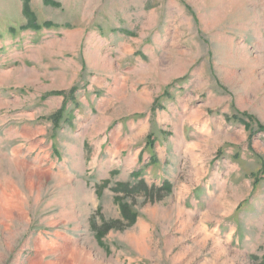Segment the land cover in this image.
I'll list each match as a JSON object with an SVG mask.
<instances>
[{"label":"rangeland","instance_id":"1","mask_svg":"<svg viewBox=\"0 0 264 264\" xmlns=\"http://www.w3.org/2000/svg\"><path fill=\"white\" fill-rule=\"evenodd\" d=\"M0 264H264V0H0Z\"/></svg>","mask_w":264,"mask_h":264},{"label":"trees","instance_id":"2","mask_svg":"<svg viewBox=\"0 0 264 264\" xmlns=\"http://www.w3.org/2000/svg\"><path fill=\"white\" fill-rule=\"evenodd\" d=\"M28 1V0H26ZM26 9H28V5L26 6ZM46 27H56V24L48 23L45 24ZM125 189V188H124ZM166 189H170V186H166ZM125 191V190H124ZM119 204L121 206V220H117L111 223H105L103 227H100L97 232V236L99 239H102L103 236L112 228H126L134 225L137 222L138 215L137 212L132 210L128 204L119 201ZM122 222H125V226H121ZM98 227V226H94Z\"/></svg>","mask_w":264,"mask_h":264},{"label":"bare ground","instance_id":"3","mask_svg":"<svg viewBox=\"0 0 264 264\" xmlns=\"http://www.w3.org/2000/svg\"><path fill=\"white\" fill-rule=\"evenodd\" d=\"M95 187H96V186H95ZM143 229H144V228H143ZM143 233L146 234V230H145V229L143 230ZM132 242H133V241H132ZM134 242H135V240H134ZM41 255H42V254H41Z\"/></svg>","mask_w":264,"mask_h":264}]
</instances>
